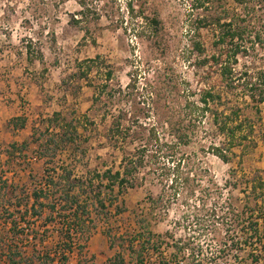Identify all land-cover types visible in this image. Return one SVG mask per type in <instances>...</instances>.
I'll return each instance as SVG.
<instances>
[{"label":"rangeland","instance_id":"374dc122","mask_svg":"<svg viewBox=\"0 0 264 264\" xmlns=\"http://www.w3.org/2000/svg\"><path fill=\"white\" fill-rule=\"evenodd\" d=\"M257 13L261 19L251 26L264 30V12ZM237 15L233 0H0V176L23 186L32 184L29 174H43L46 158L35 149L48 139L44 130L55 111L77 125L76 147L83 159L69 161L75 155L72 145L65 151L56 148L48 168L63 161L81 176L117 170L124 157L142 158L132 185L115 190L110 215L94 217L92 234L68 264H119L118 255L136 264L140 252L130 239L141 229L150 230L154 247L167 252L164 263L264 264V237L251 235L245 223L261 216L264 234V189L256 181H264V104L252 101L245 84H264V46L252 38L242 44L230 82L221 79L211 60L218 52L231 54L230 41L224 49L216 42L224 25L233 29L240 23ZM152 19L159 21L158 27ZM96 57L87 77L77 76L84 67L78 63ZM108 69L110 81L105 80ZM129 79L136 83L130 95L119 94ZM204 89L222 95L218 110L239 108L248 138H224L210 114L195 117L189 112L187 100L198 101ZM18 116L37 124L35 138H1L9 137V121ZM118 116L124 126L138 120L143 138H107ZM152 125L158 138H148ZM49 127L51 134L57 131L55 125ZM179 134H186L182 139L187 144ZM25 140L39 141L16 159L7 158L9 146ZM211 146L222 148L227 161ZM116 204L122 215H114ZM0 213V236L6 232L13 238L16 231H7ZM182 239L190 247L173 254ZM148 247L145 264L162 263L153 246ZM3 254L0 250V258Z\"/></svg>","mask_w":264,"mask_h":264},{"label":"trees","instance_id":"16d2710c","mask_svg":"<svg viewBox=\"0 0 264 264\" xmlns=\"http://www.w3.org/2000/svg\"><path fill=\"white\" fill-rule=\"evenodd\" d=\"M238 6V20L239 24L232 29V24L224 25L222 31L218 36L216 45L226 44L227 41L231 42V54L227 57L225 51L218 52L211 56V60L216 67H219L220 76L222 80H234V65L238 63V56L240 50L245 48L244 44L247 40L253 43H258L264 46V30L257 29V26H251L254 20H260L259 12H264V0H233ZM83 5V4H82ZM128 11L133 13V8L130 3L127 4ZM264 21V20H262ZM155 27L159 26L157 19L151 21ZM255 24V23H254ZM264 27V26H262ZM157 29V28H156ZM194 48L199 53L202 52L199 44H195ZM27 53H30L27 50ZM226 54V55H225ZM226 57V58H225ZM99 59L96 57L93 60L83 61L78 63L79 68L77 76L87 77L90 71V64L95 63ZM208 63V61H205ZM112 70H106L105 80L110 81ZM239 79V78H238ZM246 81V79H244ZM135 80L129 79L128 85L125 90H118L119 94L130 95L128 92L135 87ZM246 88L251 92L250 97L257 105L264 104V84L249 82L246 83ZM230 85V84H229ZM231 87V86H229ZM103 88H107V85ZM202 94L198 101L187 100L185 106L192 113L193 116H204L206 113L212 116V125L216 132L224 138H248V134L244 132L246 128L244 122L240 119L239 108H225L218 110L216 101H221L222 95L215 93L211 89L202 90ZM101 94V91L96 94V97ZM229 114H225L226 111ZM258 111V107H255ZM124 115V113H121ZM121 117V116H120ZM119 116L113 121L108 129L107 138H143L142 128L144 127L139 121L132 120L131 125L124 126L121 123ZM27 123L26 118L18 116L9 121L14 129L22 128ZM50 125H55V133H50ZM34 128V127H33ZM32 130L35 132L38 128ZM148 138H158L157 130L152 125L148 130ZM44 134L48 138L45 144L35 149V152L41 159L46 158V165L43 174L38 178L32 174L28 175L31 183L19 186L14 182L3 179L0 176V212L5 217V225L8 227L7 231L15 232L4 233L3 238L0 236V250L5 254L0 258V264H68L70 256L77 251L81 252L84 248V242L88 240L92 234L94 217L109 216L111 208L116 202L117 196L115 190L118 192L124 191L127 184L132 185L130 181L134 173L142 166V158L132 156L130 158H122L117 170L105 168L103 172L93 170L92 173H87L78 176L74 173L75 166L67 165L63 161L49 167L56 157L58 148L59 151H65L64 148H69L74 151L75 155H69V161L79 163L82 162L83 157L78 153L77 139L80 137L77 125L66 123L65 118L61 112H54L48 120V126L44 130ZM40 137V135H39ZM31 138H35L32 133ZM56 138V139H54ZM183 144H187L188 140L186 134H179L177 136ZM32 140V139H31ZM25 140L21 144H12L6 155L7 158H14L15 155L20 156L24 153L29 145L35 141ZM231 141L230 139H228ZM233 140V139H232ZM53 143V146H51ZM75 143V144H74ZM234 142H230L229 147ZM74 145V146H73ZM57 148V149H56ZM211 151L216 153L222 161H227V157L223 154V149L216 146L210 147ZM22 157H25L24 154ZM52 159V160H51ZM24 161H26L24 159ZM27 162V161H26ZM72 167V168H71ZM173 170H178V164L173 166ZM34 177L33 180H31ZM258 187L260 190L264 189V181L258 177ZM177 179L171 180V186L175 185ZM253 191H256L254 187ZM114 215H122L124 210L117 206L114 207ZM1 218V213H0ZM102 218V217H101ZM29 219L30 222L26 221ZM252 219V217H251ZM247 230L251 235L262 240L264 234L260 231L262 218L259 216L252 222H245ZM33 226V229H32ZM18 229V230H17ZM52 229L54 232L52 236H48L47 232ZM132 236L130 243L133 247L139 248L136 258V264H145L143 259L147 247L153 246L155 253L159 255L161 262L157 264H173L165 261V256L162 255L161 248L153 244L154 235L150 230L141 229ZM30 232V233H28ZM2 233V232H1ZM145 235V238L143 237ZM1 235V234H0ZM123 237V236H122ZM173 238V236H171ZM54 239V240H52ZM135 243V244H134ZM173 254H178L185 248L190 247V242L182 239L180 242L174 244ZM149 248V247H148ZM158 249V250H157ZM119 264H127L125 259L119 257ZM175 258V257H174ZM256 261V260H255ZM188 264L178 261L175 264Z\"/></svg>","mask_w":264,"mask_h":264},{"label":"crops","instance_id":"0c3cea01","mask_svg":"<svg viewBox=\"0 0 264 264\" xmlns=\"http://www.w3.org/2000/svg\"><path fill=\"white\" fill-rule=\"evenodd\" d=\"M36 126H37V124H33V123H32V126L30 124L26 123L24 127L18 128V129H14L11 126V127H9L7 129V133H6L9 137L4 136V137H1V138H30V136L32 134V128L36 127ZM11 128L14 129V130H12ZM0 129H2V125L1 124H0ZM9 130L13 131L12 134H9V132H8ZM3 131H4V128H3ZM162 255H167V252H163ZM149 264H157V263L150 262Z\"/></svg>","mask_w":264,"mask_h":264},{"label":"built area","instance_id":"2783aa9c","mask_svg":"<svg viewBox=\"0 0 264 264\" xmlns=\"http://www.w3.org/2000/svg\"><path fill=\"white\" fill-rule=\"evenodd\" d=\"M183 262V261H182ZM154 263V262H153ZM181 264V263H180Z\"/></svg>","mask_w":264,"mask_h":264}]
</instances>
